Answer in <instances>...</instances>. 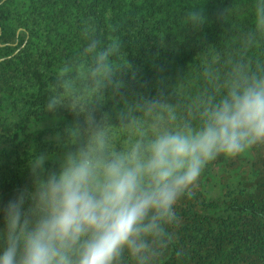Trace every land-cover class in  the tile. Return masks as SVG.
<instances>
[{
	"label": "trees",
	"instance_id": "trees-1",
	"mask_svg": "<svg viewBox=\"0 0 264 264\" xmlns=\"http://www.w3.org/2000/svg\"><path fill=\"white\" fill-rule=\"evenodd\" d=\"M256 4L0 0V204L30 188L31 151L53 153L47 167L57 165L60 148L51 138L75 119L63 108L44 111L60 75L78 77L97 52L119 42L130 65L122 76L125 94L159 92L178 122L195 125L202 106L218 99L237 73L264 72ZM192 10L205 23H189ZM175 211L178 222L146 236L145 252L125 249L118 264H264V146L210 162Z\"/></svg>",
	"mask_w": 264,
	"mask_h": 264
},
{
	"label": "clouds",
	"instance_id": "clouds-1",
	"mask_svg": "<svg viewBox=\"0 0 264 264\" xmlns=\"http://www.w3.org/2000/svg\"><path fill=\"white\" fill-rule=\"evenodd\" d=\"M255 18L264 31V0ZM187 21L198 27L205 16L192 10ZM129 67L114 42L50 87L44 111L75 119L51 138L56 167H47L53 153L34 149L30 188L0 204V264H118L125 249L145 252L146 236L178 222L177 203L210 162L264 146V72L237 73L194 125L178 122L159 92L125 94Z\"/></svg>",
	"mask_w": 264,
	"mask_h": 264
}]
</instances>
